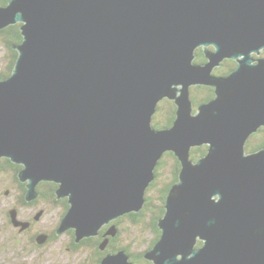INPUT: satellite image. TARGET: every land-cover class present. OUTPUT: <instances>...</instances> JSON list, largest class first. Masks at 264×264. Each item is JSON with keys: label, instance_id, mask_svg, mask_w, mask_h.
Here are the masks:
<instances>
[{"label": "water", "instance_id": "95a60500", "mask_svg": "<svg viewBox=\"0 0 264 264\" xmlns=\"http://www.w3.org/2000/svg\"><path fill=\"white\" fill-rule=\"evenodd\" d=\"M15 23L22 40L0 79V157L22 165L27 199L40 181L58 184L69 204L59 232L73 228L78 241L140 211L171 152L178 178L144 258L264 264V148L245 149L264 126V0H7L0 29ZM224 58L236 67L213 74ZM193 85L214 88L195 110ZM164 98L175 118L154 128ZM101 264L132 261L121 249Z\"/></svg>", "mask_w": 264, "mask_h": 264}, {"label": "rangeland", "instance_id": "374dc122", "mask_svg": "<svg viewBox=\"0 0 264 264\" xmlns=\"http://www.w3.org/2000/svg\"><path fill=\"white\" fill-rule=\"evenodd\" d=\"M210 48V45L207 46ZM203 50V46H202ZM263 51V50H262ZM264 52V51H263ZM9 50L2 37H0V70L6 66L8 60ZM263 54V53H262ZM261 54V55H262ZM260 56V54L258 55ZM195 86V85H193ZM191 86V87H193ZM191 89V88H190ZM193 102V101H192ZM194 106V103H193ZM165 171H162L163 176L156 183L149 192L153 198L156 195V189L161 185V180L171 179L169 164L164 166ZM174 174H172L173 176ZM44 181V180H43ZM37 186V185H36ZM35 186V187H36ZM9 190L5 194L6 190ZM57 189V188H56ZM17 192L16 184L13 183V177L8 172H3L0 175V264H75L79 263L87 252L71 254L65 248L67 237L61 236V242H52L44 247H40V242L44 241V238L37 239L36 241H29L28 232L23 234L27 227H22L20 222L25 223L22 219L16 216V212L13 206L16 204ZM56 193V191H55ZM57 194V193H56ZM37 195L32 198L36 199ZM47 207L46 211H43ZM14 211V220L12 216H9V211ZM22 210V207L19 208ZM30 210V209H29ZM59 206L47 205L40 202L36 207L31 208L30 216L36 215L39 212V220L36 222L35 228L51 229L54 227L60 218L58 212ZM141 210V209H140ZM151 208L144 211L142 219L139 222H131L128 218L123 219L120 222L119 227L122 229L120 236L121 243L130 244L132 249H141L153 237V231L150 229L149 221L151 215ZM23 213V212H22ZM25 216V215H24ZM27 214V217H30ZM19 219V220H18ZM10 222V223H9ZM110 228V227H109ZM31 230H34L32 228ZM27 234V235H26ZM40 236V235H39ZM38 240L40 242H38ZM36 242V243H35Z\"/></svg>", "mask_w": 264, "mask_h": 264}, {"label": "trees", "instance_id": "16d2710c", "mask_svg": "<svg viewBox=\"0 0 264 264\" xmlns=\"http://www.w3.org/2000/svg\"><path fill=\"white\" fill-rule=\"evenodd\" d=\"M7 0H0V5H6ZM19 24L20 23H15V24H10L8 26L3 27L0 29V37H2V40H4L6 46L8 47L9 54H8V60L6 63V66L0 70V79H4L8 77L13 69L15 60L17 58V50L14 49L12 46L14 44H18L22 40V35L20 33L19 29ZM196 59L202 55V49L201 47H198L196 50ZM195 59V60H196ZM190 95L191 99L194 103V110L196 109V106L200 103L206 102L210 100L214 96V88L208 85H195L191 87L190 89ZM175 103L173 100L164 98L160 100L157 104L156 111L153 114L152 118V125L154 128H165L169 127L172 125L174 118H175ZM256 136V137H255ZM261 148H264V136L260 139L257 135H250L245 143V149L246 152H253L256 150H259ZM207 146L206 145H201V146H195L191 148V155L190 157L193 160L198 159L201 155H204L206 153ZM171 168L170 170V177L171 179L169 180H161V185L157 188L155 191L156 195L152 198L150 195V190L152 189L151 187H154L158 180H160V177L163 176L162 171H165L164 166L168 165ZM22 169V165L13 162L10 158L8 157H0V175L1 173L8 172L10 175H12L13 179L15 181H18L21 187V200L24 203H27L28 201L25 200L24 194L26 191V182L21 181L18 177L19 171ZM180 169V163L179 160L173 155L171 152H165L161 158L159 159L156 167H155V178L154 180L149 184V187L146 191V196H145V203L143 207L141 208L140 211L138 212H130L127 214H124V218H128L131 222H139L142 219V215H144V211L148 210V208H151V215H150V221H149V226L150 229L153 231V237L147 241L148 248H151L156 240L160 236V230L157 227V221L159 217H161L164 213V201L166 198V195L168 193V190L170 186L177 181L178 178V171ZM172 174H174L172 176ZM42 183V181L37 183V188L38 186ZM47 184V185H46ZM58 186L57 183L53 181H45V187L51 190L53 197L55 196V188ZM36 188V189H37ZM39 189V188H38ZM67 198V197H66ZM69 207V204L67 201H65V208ZM76 235H74V246L77 247L81 244L83 240L80 239V241H75ZM201 242L198 241V244ZM114 244H117L114 242ZM119 245V244H118ZM122 248L128 253L132 254V246L130 244H120ZM142 252H139L138 258L141 256ZM133 256V261L136 264L139 263L138 259L136 256ZM149 262V261H147ZM142 264V263H141ZM147 264V263H146Z\"/></svg>", "mask_w": 264, "mask_h": 264}, {"label": "flooded vegetation", "instance_id": "af4514ba", "mask_svg": "<svg viewBox=\"0 0 264 264\" xmlns=\"http://www.w3.org/2000/svg\"><path fill=\"white\" fill-rule=\"evenodd\" d=\"M262 50L264 51V49H262ZM262 50L259 53L260 54L259 57H264V52ZM195 59H196V56L194 58V61H196L198 63H204L206 61L204 54L200 55L196 60ZM236 64L237 63L234 59L224 58L216 67H214L212 72H213V74L218 75V76L219 75H227L236 67ZM253 134L257 135L261 139L264 136V126L259 127L251 135H253ZM13 183L16 184V189H17V192L15 193L16 204L13 206V209L16 212V216H18L19 219H22L25 222V223L20 222V225L22 227H27L24 229V231H22V233L25 234L28 232L29 241H33V240L36 241L37 236L44 238V241L42 242V240H41L40 244H38V245H40V247H44L47 244L52 243V242H57V241L61 242L62 241L61 236L67 237L68 239L66 241L65 248L68 252H70L71 254L83 253L85 251L87 252V256H85L77 264H101V260L108 253H116L119 250L124 249L120 245L121 244L120 236H122V233H121L122 229L119 227L120 222L123 219H125L124 214L116 217L115 219H113L109 223L104 224L102 227H100L97 234L81 238V240H83V239H85V240H83L79 246L75 247L74 246V240H73L74 235H75V230L73 228H68V229H65L61 232L58 231L61 219L63 218V216L67 212V210L65 208V201H67V198L66 197H58L56 193H55V196L53 197L51 190H49L48 188L45 187V181H42V183L38 186L39 189L37 187H35V191L37 194L36 199H33V200L27 199L26 198L27 189H26L24 197H25V200L28 202L24 203L21 200L22 196H21V192H20L21 187H20L19 182L15 181L13 179ZM25 186H26V184H25ZM56 188H57V186H56ZM56 188H55V191H56ZM151 188H153V187H151ZM8 191L9 190L7 189L5 191V194L8 193ZM40 202L46 203L47 205L60 207V210L58 212L60 218L58 217V221L56 222L54 227L51 229H44V228L43 229H40V228L37 229L34 227V226H36V222L39 220L40 216H39V212L36 215L30 216V210H31V208L36 207L37 204H39ZM21 207H22V210H19V208H21ZM46 210H47V207H45V209L43 211H46ZM15 212L12 210L9 211V216H12L13 220H14ZM27 214L30 217H27ZM111 225L114 226V231H113L114 233H109V230H110L109 227ZM32 228H34V230H31ZM37 239L40 240V238H37ZM39 240H38V242H39ZM75 241H77L76 238H75ZM78 241H80V239ZM114 242H116L117 244H114ZM148 249H149L148 244H146L143 248L138 249V250L132 249V252H131L132 254H129L130 260L132 261V264H136L135 262H137V261H135V262L133 261V256L135 254H138L139 252H142L141 256L139 258H138V255H135L139 261L138 264H141V263L142 264H146V263L152 264L151 261L147 262L148 260H146L144 258V253ZM72 264H75V263L72 262Z\"/></svg>", "mask_w": 264, "mask_h": 264}, {"label": "bare ground", "instance_id": "6f19581e", "mask_svg": "<svg viewBox=\"0 0 264 264\" xmlns=\"http://www.w3.org/2000/svg\"><path fill=\"white\" fill-rule=\"evenodd\" d=\"M203 145H206V144H203Z\"/></svg>", "mask_w": 264, "mask_h": 264}]
</instances>
